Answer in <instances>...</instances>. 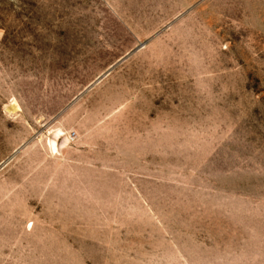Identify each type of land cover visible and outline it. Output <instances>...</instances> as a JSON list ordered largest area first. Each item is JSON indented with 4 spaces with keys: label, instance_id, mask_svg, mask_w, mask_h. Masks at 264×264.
I'll list each match as a JSON object with an SVG mask.
<instances>
[{
    "label": "rangeland",
    "instance_id": "1",
    "mask_svg": "<svg viewBox=\"0 0 264 264\" xmlns=\"http://www.w3.org/2000/svg\"><path fill=\"white\" fill-rule=\"evenodd\" d=\"M0 264H264V0H0Z\"/></svg>",
    "mask_w": 264,
    "mask_h": 264
}]
</instances>
